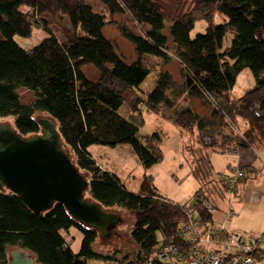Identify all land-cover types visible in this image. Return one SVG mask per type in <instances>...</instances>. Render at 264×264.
Here are the masks:
<instances>
[{"label": "trees", "instance_id": "obj_1", "mask_svg": "<svg viewBox=\"0 0 264 264\" xmlns=\"http://www.w3.org/2000/svg\"><path fill=\"white\" fill-rule=\"evenodd\" d=\"M99 2L106 14L95 12L87 0H0V117H12L15 133L25 137L42 132L40 117L51 119L63 151L88 180L84 199L105 211L118 208L132 215L131 235L138 247L135 260L163 264L158 252L165 242L178 241L177 231L184 222L180 207L198 192L204 193L203 188L189 201L175 203L144 175L139 192L133 193L115 173L97 164L89 148L127 145L143 168L159 163L161 136L139 134L143 107L198 138L202 157L195 160L199 163L195 176L203 173L201 164L211 166L212 154L264 140V0H178L175 3L180 4L171 13L161 0ZM217 11L226 21L214 25ZM54 13L68 20L69 34L51 28ZM116 15L127 17L137 32L125 21H115ZM197 21L207 22L206 31L191 37ZM111 23L133 45L137 60L127 62L106 37L104 27ZM167 24L182 81L177 83L163 70L153 89L141 95L138 89L150 72L141 57H158L164 63L170 60ZM35 29L47 36L34 47L24 48L15 40V36L30 38ZM84 66L93 67L95 77H89ZM244 68L251 71L255 85L233 99L230 91ZM20 89L30 91L34 99L22 102ZM194 99L206 102L210 114H200ZM125 104L130 108L128 117L121 113ZM237 117L248 124L244 132L235 125ZM213 214L206 220L214 222ZM70 228L83 236L77 254L63 235ZM99 235L75 221L62 204L36 214L17 195L7 189L0 192V264H8L10 248L30 252L35 264L114 261L116 255L93 251ZM128 259L126 255L120 262Z\"/></svg>", "mask_w": 264, "mask_h": 264}, {"label": "rangeland", "instance_id": "obj_2", "mask_svg": "<svg viewBox=\"0 0 264 264\" xmlns=\"http://www.w3.org/2000/svg\"><path fill=\"white\" fill-rule=\"evenodd\" d=\"M87 1L92 6L95 12L104 14L107 13L106 7L102 3H100L99 0ZM175 1L178 0H161L164 6L168 7L170 13L173 11L174 5L180 4H176ZM52 18L54 21V25L53 27L51 25V28L56 30L58 29V32H63L64 36L66 35V33L69 34L71 32L72 28L68 23V20L64 16L59 13H54ZM114 20L125 21L134 32H137L134 24H132L127 17L116 15L114 17ZM225 21L226 17L221 12L217 11L213 17L212 23L214 25H218ZM168 27L169 24H167L165 33L168 36L169 40L168 46L170 47L171 53L170 60L167 63H164L162 59L158 57H152L148 55L141 57L143 64H145L150 70L145 81L140 85L138 89V93L141 95H146L153 89L160 72L163 70L171 73L174 80L179 83L180 61L174 54L175 45L173 44L172 39L169 36ZM206 28L207 22L197 21L195 23V26L191 30V37H195L198 33H204L206 31ZM104 34L114 43L118 54L121 55L123 59H125L127 62L137 60L138 55L136 54L133 45L121 35L120 31L114 23L108 24L104 27ZM46 36L47 33L45 31L41 29H35L33 35L30 38L15 36V40L22 47L31 48L40 43ZM228 39L229 37L227 36L225 39V44H228ZM83 70L89 77H95L96 75L95 69L91 66H84ZM254 85L255 80L251 71L248 68H244L237 75L235 85L231 89L230 95L233 99H238ZM19 94L21 101L24 103H29L34 99L33 94L26 89H20ZM127 98L128 100H130V95H127ZM128 110H130V108L128 104H125L124 107L121 108V113H123L122 115L127 116L126 113H128ZM141 115L143 122L139 126V134L144 136L150 135L152 133H158L162 138V159L159 163L155 164L149 170L143 168V166L138 162V159L134 152L127 145H120L115 148L92 145L89 148V151L93 155L97 164L102 166L109 172L118 174L121 181H124L123 183L128 191L138 193L140 190V183L144 175H150L153 178V184H155V187L158 189L159 193H161L163 196L167 195L175 202H184L188 200L199 188H203L204 193L207 196L211 197L210 199H213L214 201H220L215 197L214 193L210 192L211 194H209L207 191L208 187L212 183L214 187L218 186L217 182H219V186H221V188L225 189V192H227V194H230V191H233L229 190L228 187H226L220 180V178H218L221 172L223 173L224 171H226L224 163L225 156H222V154L219 153L214 154L216 156H214L213 158V165H209L208 167V164L206 163H204V165L201 164L203 173H196V176L200 175L199 177H196L194 176V172L195 169L198 168L199 163L197 162L198 160L192 162V159L194 157H196V159H200L201 156V144L198 138H191L190 135H188L184 130L175 128L161 116L146 112L144 107L141 111ZM237 119H239V124L241 125V127H243L244 119L240 117H237ZM4 122L12 123L13 118L0 117V123ZM261 174L264 173L262 172ZM260 183L261 184L259 186H254L256 191L260 190L264 186V183ZM227 194L225 196L226 202L229 201V198L231 199L230 201L234 200L237 195H235V193H232L231 196ZM177 197L183 200H177ZM223 204V201L219 202V210L223 209L225 205ZM246 208L259 210L260 208H262V205L258 203L247 202L245 205V209ZM112 210H119L123 213V217L121 218L122 222L118 224V231L115 232L118 237L112 236L110 240L106 241L101 237V235H99L96 241L93 243L92 249L94 252L100 253L104 256L116 255L115 260L111 261L106 259H89L87 260V264H132V262H135V264H139L135 260V252L138 247L131 235L134 225V217L128 214L123 209L115 208ZM245 211H242L240 215V219L242 218V220L246 222V224H244L245 227L252 226L253 223L260 225L259 215L252 216L249 213L246 214ZM217 214L220 216V213ZM261 226H259V229H261ZM236 231L250 234L249 231L256 230L251 228L239 227V229H237ZM63 235L70 249L77 254L80 250L83 239L82 233L76 228H70L68 232H63ZM158 237H161L159 233ZM13 250H15V248H10L9 254ZM126 255H128L129 259L125 263L120 262ZM116 261H118V263H116Z\"/></svg>", "mask_w": 264, "mask_h": 264}, {"label": "water", "instance_id": "obj_3", "mask_svg": "<svg viewBox=\"0 0 264 264\" xmlns=\"http://www.w3.org/2000/svg\"><path fill=\"white\" fill-rule=\"evenodd\" d=\"M37 121L42 132L30 137L17 135L8 122L0 123V192L7 189L17 195L36 214L62 204L75 221L95 229L106 241L118 237L123 213L105 211L84 199L88 180L63 151L54 122L47 117ZM8 264H35V258L15 249Z\"/></svg>", "mask_w": 264, "mask_h": 264}, {"label": "built area", "instance_id": "obj_4", "mask_svg": "<svg viewBox=\"0 0 264 264\" xmlns=\"http://www.w3.org/2000/svg\"><path fill=\"white\" fill-rule=\"evenodd\" d=\"M247 171L230 166L219 175L230 194L238 192ZM184 222L177 231L178 241L165 242L158 252L163 264H255L264 261V232L250 235L228 230L223 223L206 220L213 214V201L203 192L180 207Z\"/></svg>", "mask_w": 264, "mask_h": 264}, {"label": "crops", "instance_id": "obj_5", "mask_svg": "<svg viewBox=\"0 0 264 264\" xmlns=\"http://www.w3.org/2000/svg\"><path fill=\"white\" fill-rule=\"evenodd\" d=\"M28 48H30V47H28ZM179 77L180 78H179L178 82L181 83V81H182L181 75ZM192 102H193L194 107L196 108V110L200 114L205 115V116L210 114L211 107L206 102H204L203 100H200V99H194ZM243 121H244V125H243V127H241V125L239 124V119H237V118L235 119V125L237 126V128L239 129L240 132H244L248 128V124L246 123V121L245 120H243ZM184 149H185V146H184ZM200 153H201V151H200ZM214 156H216V155L212 154L210 156L211 165H213V163H214V160H213ZM222 156H225L224 163H225L226 171L230 166H238L240 168H245L247 170L248 176H247V178H245L239 182L238 192L235 193V195L236 194L237 195H236L235 199L232 201H230L231 200L230 198H229V201H227V202L225 201V196H226L227 192H225V189H223V188H221V186H219V182H217L218 186H216V187H214L213 183L208 187V189H207L208 193L209 194H211L210 192L214 193L215 197L220 200V201H217V200L214 201L213 199H211L214 203V206H215V212L212 216V220L215 223H223L228 230L236 231L237 229H239V227H242V228H251V229L256 230V231H249L251 235H258L260 233H263L262 231H264V186L258 191L255 190L254 186L255 185L259 186L261 184L260 182L264 183V174H261L262 172L264 173V140L257 139L256 141H254L252 146H243V145L235 146L234 148H232L228 152L222 154ZM200 157H202V155ZM195 160H197L196 157H194L192 159V162ZM116 175L119 177L118 174H116ZM194 176H195V174H194ZM150 178H151L152 182L154 183L153 178L151 176H150ZM222 185H223V183H222ZM224 185H223V187H224ZM157 191H158V189H157ZM227 195L231 196V194H227ZM192 196L184 202H182V201L181 202H175L173 199L169 198L167 195H165L164 197H166L167 199H169L175 203H185V202L189 201L192 198ZM209 198H211V197L209 196ZM177 200H183V199H180L179 197H177ZM222 201L225 205L223 204L224 205L223 209L219 210V202H222ZM247 202L261 204L262 208H260L259 210L249 209V208L245 209V205ZM222 210H223V212H222ZM242 211H245L246 214L249 213L252 216L259 215L260 225L253 223L252 226L245 227L244 224H246V222L244 220H242V218L240 219V215H241ZM217 213H220V216ZM233 217H235V218H233ZM243 219H244V217H243ZM259 226H261V229H259ZM256 264H264V261H258Z\"/></svg>", "mask_w": 264, "mask_h": 264}]
</instances>
